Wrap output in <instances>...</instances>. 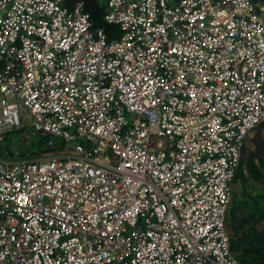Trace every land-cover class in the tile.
Listing matches in <instances>:
<instances>
[{
    "label": "built area",
    "instance_id": "2783aa9c",
    "mask_svg": "<svg viewBox=\"0 0 264 264\" xmlns=\"http://www.w3.org/2000/svg\"><path fill=\"white\" fill-rule=\"evenodd\" d=\"M66 2L0 0V264H240L264 0H101L111 41ZM32 135L52 153L21 160Z\"/></svg>",
    "mask_w": 264,
    "mask_h": 264
},
{
    "label": "trees",
    "instance_id": "16d2710c",
    "mask_svg": "<svg viewBox=\"0 0 264 264\" xmlns=\"http://www.w3.org/2000/svg\"><path fill=\"white\" fill-rule=\"evenodd\" d=\"M79 1L90 16L93 29H103L107 41L120 37L118 26L104 21L106 11L101 0H67L66 4L72 8ZM12 139L18 141L19 133L13 134ZM12 139L7 138L4 145L0 144V157H5L3 148L11 149ZM245 150L242 147L232 181V196L225 218L226 230L230 251L240 264H264V157L255 158L250 153L245 154ZM18 152L21 160H31L33 154L48 156L52 153L45 147L44 138L37 135H32L27 146L20 147ZM10 153L13 154V151ZM54 153L57 154V151Z\"/></svg>",
    "mask_w": 264,
    "mask_h": 264
},
{
    "label": "rangeland",
    "instance_id": "374dc122",
    "mask_svg": "<svg viewBox=\"0 0 264 264\" xmlns=\"http://www.w3.org/2000/svg\"><path fill=\"white\" fill-rule=\"evenodd\" d=\"M245 154L250 153L253 157H264V131L259 134V140H256L253 133L245 142Z\"/></svg>",
    "mask_w": 264,
    "mask_h": 264
},
{
    "label": "water",
    "instance_id": "95a60500",
    "mask_svg": "<svg viewBox=\"0 0 264 264\" xmlns=\"http://www.w3.org/2000/svg\"><path fill=\"white\" fill-rule=\"evenodd\" d=\"M263 127H264V124L261 123L257 126L256 130H255V137H256V140H259V134L262 132L263 130Z\"/></svg>",
    "mask_w": 264,
    "mask_h": 264
},
{
    "label": "flooded vegetation",
    "instance_id": "af4514ba",
    "mask_svg": "<svg viewBox=\"0 0 264 264\" xmlns=\"http://www.w3.org/2000/svg\"><path fill=\"white\" fill-rule=\"evenodd\" d=\"M252 135V133H250L248 136H247V138H246V140L250 137ZM246 142V141H245ZM245 146V145H244ZM242 153V152H241Z\"/></svg>",
    "mask_w": 264,
    "mask_h": 264
},
{
    "label": "clouds",
    "instance_id": "9594fccd",
    "mask_svg": "<svg viewBox=\"0 0 264 264\" xmlns=\"http://www.w3.org/2000/svg\"><path fill=\"white\" fill-rule=\"evenodd\" d=\"M262 123H263V122H262ZM260 124H261V123H260ZM256 128H257V127H256ZM255 130H256V129H255ZM255 130L253 131V133H255ZM262 131H264V130H262ZM253 133H252V134H253Z\"/></svg>",
    "mask_w": 264,
    "mask_h": 264
}]
</instances>
